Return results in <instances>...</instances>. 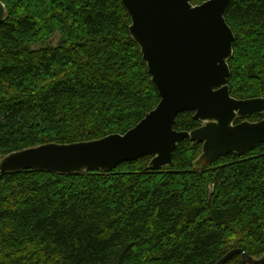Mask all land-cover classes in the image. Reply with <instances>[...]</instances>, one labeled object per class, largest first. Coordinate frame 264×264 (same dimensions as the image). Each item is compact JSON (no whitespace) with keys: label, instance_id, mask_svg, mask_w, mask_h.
Wrapping results in <instances>:
<instances>
[{"label":"trees","instance_id":"1","mask_svg":"<svg viewBox=\"0 0 264 264\" xmlns=\"http://www.w3.org/2000/svg\"><path fill=\"white\" fill-rule=\"evenodd\" d=\"M1 1L0 162L40 145L123 135L160 103L121 0ZM225 18L235 35L231 96L264 98V0H229ZM201 126L194 112L176 118L179 132ZM202 154L186 139L160 170L145 156L108 172L2 176L0 264H217L234 250L262 257L264 143L207 168ZM225 264L244 263L237 254Z\"/></svg>","mask_w":264,"mask_h":264},{"label":"water","instance_id":"2","mask_svg":"<svg viewBox=\"0 0 264 264\" xmlns=\"http://www.w3.org/2000/svg\"><path fill=\"white\" fill-rule=\"evenodd\" d=\"M132 24L130 32L161 96L158 106L125 134L73 143L46 144L14 152L0 162L6 174L45 170L59 174L112 171L120 164L152 157V170L173 165V154L186 139L203 145L198 164L207 168L230 154L243 155L264 143V98L237 100L228 79L235 35L225 18L229 0H121ZM7 19L0 0V24ZM194 112L203 126L189 132L175 129L180 113ZM255 113L259 122L243 121ZM241 254L244 264H261L234 250L217 264Z\"/></svg>","mask_w":264,"mask_h":264},{"label":"rangeland","instance_id":"3","mask_svg":"<svg viewBox=\"0 0 264 264\" xmlns=\"http://www.w3.org/2000/svg\"><path fill=\"white\" fill-rule=\"evenodd\" d=\"M56 41H57V39H55L53 43H55ZM1 161H2V160H1Z\"/></svg>","mask_w":264,"mask_h":264},{"label":"bare ground","instance_id":"4","mask_svg":"<svg viewBox=\"0 0 264 264\" xmlns=\"http://www.w3.org/2000/svg\"><path fill=\"white\" fill-rule=\"evenodd\" d=\"M106 172V171H105ZM108 172V171H107Z\"/></svg>","mask_w":264,"mask_h":264}]
</instances>
